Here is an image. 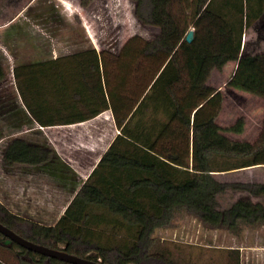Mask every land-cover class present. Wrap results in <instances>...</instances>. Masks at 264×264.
<instances>
[{
    "label": "trees",
    "instance_id": "1",
    "mask_svg": "<svg viewBox=\"0 0 264 264\" xmlns=\"http://www.w3.org/2000/svg\"><path fill=\"white\" fill-rule=\"evenodd\" d=\"M134 1L137 19L160 30L143 53L167 57L149 92L54 225L26 220L0 202V222L21 236L51 248L64 243L69 253L105 264H151L157 258L154 232L170 225L181 210L207 225L234 231L240 223H264L262 202L241 198L221 209L219 201L229 189L264 196V182L229 183L216 176L255 165L264 154V134L258 144L224 135L217 123L222 100L197 122L182 111L189 92L215 93L207 84L211 73L232 61L237 68L228 86L264 98V52L242 54L244 32L264 14V0H197L192 42L170 11L172 0ZM14 74L26 108L41 126L84 122L110 108L96 49L17 66ZM4 78L0 67V81ZM174 120L192 136V163L187 167L174 164L179 155L165 156L157 150L159 137ZM243 124L240 118L227 130L241 133ZM54 153L13 137L3 161L6 166H36L51 161ZM0 237V244L20 248L22 262L71 264L23 248L1 233ZM162 258V264H175ZM0 264L6 263L0 259Z\"/></svg>",
    "mask_w": 264,
    "mask_h": 264
},
{
    "label": "rangeland",
    "instance_id": "2",
    "mask_svg": "<svg viewBox=\"0 0 264 264\" xmlns=\"http://www.w3.org/2000/svg\"><path fill=\"white\" fill-rule=\"evenodd\" d=\"M87 1L0 0V67L5 74L0 81V202L16 215L46 226L59 220L88 174L94 139L75 140L70 133L81 134V128L75 132L39 128L26 110L14 69L96 49L109 72V81L120 90L128 89V93L132 88V98L137 99V92L152 84L167 60L163 54L143 53L146 43L153 41L160 30L137 19L134 0ZM169 8L186 37L195 28L197 0H172ZM260 52H264V14L243 35L242 54ZM236 68L237 62L232 61L221 71L214 69L207 84L217 91L187 94L182 109L197 122L222 100L217 117L222 133L231 140L258 144L264 134V98L228 86ZM240 118L244 119L242 132L228 131ZM106 126L100 122L97 127L106 128L107 137L117 134L116 125L113 129ZM172 129L170 138L159 137L157 150L165 156L179 155L176 163L187 167L192 163V136L178 120H174ZM13 137L55 148L53 159L36 166H6L3 153ZM66 157L77 160L78 166L72 168ZM216 176L229 183H263L264 154L256 159V165L218 172ZM241 198L264 203L263 195L229 189L219 196L220 208H229ZM153 238L157 258L151 264H162L164 256L175 264H264V223H240L234 231L207 225L195 214L181 210L170 225L157 229ZM10 246L8 242L0 244L2 261L30 264L18 258L19 247ZM64 247L61 243L60 248Z\"/></svg>",
    "mask_w": 264,
    "mask_h": 264
},
{
    "label": "crops",
    "instance_id": "3",
    "mask_svg": "<svg viewBox=\"0 0 264 264\" xmlns=\"http://www.w3.org/2000/svg\"><path fill=\"white\" fill-rule=\"evenodd\" d=\"M98 54H99V57H100V60H101V69H102V73H103V82H104L105 92H106V96H107L110 108L108 110L104 111L103 113H101L100 115L96 116L95 118H92L90 120H86L84 122H79V123L69 124V125H56V126L46 127L47 129H50V128H62V129L63 128H67L70 131L74 130V132L76 131L77 128H81L82 129V131H80L81 134L79 132L78 133L77 132L76 133H70V134H73L72 136H74L75 140L77 138H78V140L82 139V141L88 140L89 138L90 139L91 138L94 139L93 140V144L94 145H93V147H90L91 148L90 151L92 152L91 153L92 158H90L91 162L89 164L90 167H89V170H88V174L84 177V180L81 182L82 184L80 185V188L83 185V183L88 179V177L90 176L92 171L96 168V166L98 165V163L101 160L102 156L109 149L110 145L115 140V138L119 134H121V130H122L123 124H125V122L135 112V110L137 109L139 103L142 101L144 96L149 92L152 84L154 83L155 79L159 75L158 74L155 77V79L152 82V84L149 85L146 90L137 92V95L135 96V97H137V99H133L132 98L133 95H131V93H132L131 89L132 88L130 89L131 91L129 90V93L127 91L128 89H126V88L121 89L122 90L121 91L116 86V84H114V83L109 81V72L107 70H105V65H104V62H103V58L101 57V54L99 52H98ZM54 58H58V56H56ZM161 70H160V72H161ZM124 77L122 78L123 84L126 83V81H124L125 80ZM26 110H28V109H26ZM182 111H183V109H182ZM100 122L103 125L107 124L108 127L107 126L106 127L108 129H113L114 125H116L115 127H116L117 134H114V136H112V134H111L110 135V136H112L111 138L107 137L106 134H108V132H106V128L105 129L104 128L100 129V127L99 128L97 127ZM108 123H110V124L108 125ZM172 123H174V121H172L170 123L169 128L163 133L161 138H170L169 134L171 132H173ZM39 126H40L39 128H41L43 130L45 129L44 126H41V125H39ZM40 144L46 146V144H44V143H40ZM54 151H56L55 148H54ZM66 159L68 160V162H69V164L71 165L72 168H75L76 166H78L77 165L78 164L77 160H72V159H69L68 157H66ZM178 162H179V160H178ZM172 163H174V162H172ZM174 164H176L178 166L180 165L178 163H174ZM230 171L234 172V170H230ZM79 189H77L75 191L74 196L78 192ZM74 196H73V198H74ZM72 199H71V201H72Z\"/></svg>",
    "mask_w": 264,
    "mask_h": 264
},
{
    "label": "water",
    "instance_id": "4",
    "mask_svg": "<svg viewBox=\"0 0 264 264\" xmlns=\"http://www.w3.org/2000/svg\"><path fill=\"white\" fill-rule=\"evenodd\" d=\"M195 37V28L191 29L187 35L186 40L188 42H192ZM0 233L9 238L11 241L16 242L23 248H26L30 251L36 252L38 254L55 258L63 262H68L71 264H105L101 260L95 261L90 258L80 257L78 255L69 253L64 248H51L43 244H39L33 242L17 232L13 229L9 228L8 226L4 225L0 222Z\"/></svg>",
    "mask_w": 264,
    "mask_h": 264
}]
</instances>
